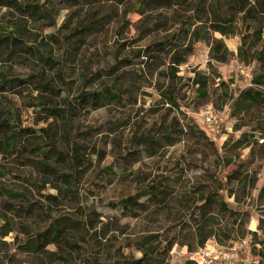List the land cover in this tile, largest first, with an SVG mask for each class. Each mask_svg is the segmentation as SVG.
Wrapping results in <instances>:
<instances>
[{
  "label": "trees",
  "instance_id": "obj_1",
  "mask_svg": "<svg viewBox=\"0 0 264 264\" xmlns=\"http://www.w3.org/2000/svg\"><path fill=\"white\" fill-rule=\"evenodd\" d=\"M60 9L76 21L71 27L64 23L63 33L52 21ZM131 15L137 18L131 21ZM215 33L237 38L234 54ZM97 37H111L110 61L84 67L83 52ZM199 43L207 46L209 60L226 69L231 60L250 65V86L232 90L210 61V71L191 68L183 75L181 66L186 68ZM54 47L61 51L59 60ZM67 61L81 68L74 94L65 78ZM144 89L156 98L146 109L143 102L135 107ZM17 102L31 108L32 125L20 124ZM207 104L214 111L228 104L236 138L229 134L217 147L182 111ZM115 105L128 106L137 121L119 156L128 190L109 204L120 217L149 227L134 238L137 261L107 264H149L174 246L190 252L209 240L222 246L264 234V215L253 216L250 231L252 216L244 209L256 189L251 200L264 212V183L257 187L264 170V0H0V160L18 168L16 187L0 184V228L18 222L23 238L15 251L26 262L69 264L77 248L99 252L117 224L116 218L104 223L84 210L79 219L52 211L74 195L75 147L85 150L78 142L59 149L57 142L80 115ZM178 144L182 151L166 156V172L142 168L143 158L158 163ZM162 222L168 225L159 233ZM10 231L4 228L1 237ZM197 250L184 264H197Z\"/></svg>",
  "mask_w": 264,
  "mask_h": 264
},
{
  "label": "rangeland",
  "instance_id": "obj_2",
  "mask_svg": "<svg viewBox=\"0 0 264 264\" xmlns=\"http://www.w3.org/2000/svg\"><path fill=\"white\" fill-rule=\"evenodd\" d=\"M68 12L65 9H60L57 14L53 15V28H59L61 33L64 32V28L61 26L66 23L69 27L76 23L74 15L72 18L67 17ZM136 15H131L129 19L135 20ZM68 20V21H67ZM53 28H48L46 31H52ZM215 38H220L216 33L213 34ZM223 37H221L222 39ZM227 43H233L234 38H224ZM111 45L108 38L97 37L94 40L88 42L86 50L83 52L82 63L84 67L95 68L96 66L105 65L106 61H110L112 50L109 51ZM229 52L234 48V45L225 46ZM204 51L208 56V48L204 43H199L194 48V52ZM194 52L189 56L187 66H181L180 72L183 75L187 74L191 68H195L201 71H210V67L203 65L199 58L194 57ZM52 54L55 59L59 60L61 51L53 48ZM209 58V57H208ZM211 64L217 67V72L220 77L225 81H230L232 84L230 88L232 90H239L245 86V78L241 71L229 72L222 63H216L211 61ZM226 66V65H225ZM46 69H48L46 67ZM65 78L67 81L72 82L71 91L74 92L79 85V80L75 78L76 73H81V68L78 65L69 64L65 62ZM88 71V70H87ZM86 71V73H87ZM253 68L251 67V74ZM18 73V72H17ZM20 74V73H19ZM54 76V71H51ZM79 78V77H77ZM216 82V80H215ZM145 95L138 96L137 107L143 102L142 108L146 109L150 103L156 98L155 93L151 89H144ZM35 95V92L32 93ZM18 109V116L20 124L23 126L32 125L34 114L31 108H25L20 102L16 103ZM202 108L197 110H190L189 108H182V111L189 115L199 129L204 131L206 135L212 139L213 143L219 147L229 134H232L234 138L238 136V132H232V126L235 120L228 116V104L222 107L221 110H215L221 117V124L216 126H209L203 123ZM130 108H125L121 105H115L111 107H104L87 114H82L78 118L71 121L70 130L68 134L64 135V138L57 145L59 149L69 147L73 142L76 145L77 142L80 146L85 147V150H81L79 147H75L78 151L75 158L79 167L77 170V184L76 190L72 191L74 194L70 199H63L54 208L53 212H62L69 215L73 219H79L78 214L80 210L86 212L95 213L99 216V220L102 222L113 221L117 219V224L114 227L110 226L106 236L103 239L104 246L99 252H88L85 249L77 248V253L72 254L69 259V264H107L114 260L130 261L138 260L140 258L139 252L134 250L133 241L134 238L143 232L146 227H143V222L133 218H122L119 216V212L112 208L109 203L114 202L117 197L121 196L127 188V180L125 173L122 171L125 169V165L122 164L119 156L124 153L122 148L124 147L125 140L133 131L134 122L137 120L133 117V113H129ZM41 126V124H38ZM36 126V127H38ZM59 136V134H58ZM122 150V151H121ZM182 151V145L178 144L175 147H171L163 153V157L157 160L158 163L141 158L145 166L142 168L145 171H150L153 174L164 173L168 169L165 166V159L169 153L178 154ZM247 153V150L242 151V157ZM63 159L62 156L59 157ZM137 164L132 168L135 169ZM17 167L9 162L0 160V184L6 187H16L15 182L17 175ZM159 169V170H157ZM199 171L196 170L195 173ZM192 174V173H189ZM264 183V170H259L257 187ZM131 188V187H130ZM50 195H55V191L48 188L44 190ZM256 189L251 191V196L245 200L244 209H246L251 216L259 217L264 215V212L258 209L255 201L251 200L255 197ZM35 196V195H34ZM250 222V221H249ZM247 224L246 229H253V223ZM162 228L159 233L164 230L168 223L162 222ZM99 225V224H98ZM111 225V224H110ZM152 228V226H150ZM4 228H10L12 231L8 232L5 236L0 235V264H30L26 262L21 254L16 253L15 245L16 240L23 238V234L20 232L21 227L18 222L12 220L7 223ZM0 228V232L4 230ZM77 236V234H75ZM240 241V242H239ZM262 243V244H261ZM233 245L239 246L237 251L236 264H264V234L257 232L255 240L251 236L247 235L243 240H236L227 242L225 244L217 245L214 241L209 240L206 242L204 248L209 249L212 252L227 253L230 247ZM49 250H53V247L49 246ZM197 248H193L192 251H188L186 247L174 246L168 256L160 260L159 258H151L149 264H184L189 260L190 256ZM252 261V262H251Z\"/></svg>",
  "mask_w": 264,
  "mask_h": 264
},
{
  "label": "built area",
  "instance_id": "obj_3",
  "mask_svg": "<svg viewBox=\"0 0 264 264\" xmlns=\"http://www.w3.org/2000/svg\"><path fill=\"white\" fill-rule=\"evenodd\" d=\"M193 56H197L203 65H206L210 61L207 53L204 51L194 52ZM226 66L229 72H234L236 70L241 71L247 81L246 86H250V65L245 66L231 60L226 64ZM202 118L205 125L217 127L221 124V117L219 113L215 112L210 104H207L202 108ZM238 248L239 246L233 245L227 253L224 252L217 254L216 252H212L203 247L195 252L196 262L197 264H236Z\"/></svg>",
  "mask_w": 264,
  "mask_h": 264
},
{
  "label": "crops",
  "instance_id": "obj_4",
  "mask_svg": "<svg viewBox=\"0 0 264 264\" xmlns=\"http://www.w3.org/2000/svg\"><path fill=\"white\" fill-rule=\"evenodd\" d=\"M216 34H217V33H216ZM217 35H218V34H217ZM219 37H220V35H219ZM220 38H221V37H220ZM233 38H234V42H233V43H227V42L225 41L224 38H222V41H223V43H224L225 46H227V44H228V46H229V45H234V48L231 49V50H232V53L234 54L235 51H236V46H237V42H238V40H237L236 37H233ZM197 45H199V44H197ZM197 45H196V47H197ZM226 67H227V66H226ZM246 83H247V81L245 80V86H246ZM249 221L253 223V229H252V228H249V230H250V231H253V230L255 229V224H256L255 218L252 216V217H250V220H249ZM250 222H249V223H250Z\"/></svg>",
  "mask_w": 264,
  "mask_h": 264
}]
</instances>
